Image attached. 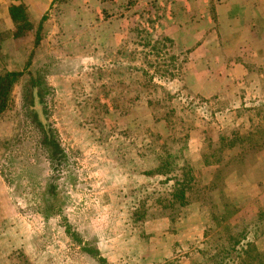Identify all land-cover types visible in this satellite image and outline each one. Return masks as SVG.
<instances>
[{
	"label": "rangeland",
	"instance_id": "obj_1",
	"mask_svg": "<svg viewBox=\"0 0 264 264\" xmlns=\"http://www.w3.org/2000/svg\"><path fill=\"white\" fill-rule=\"evenodd\" d=\"M51 10L0 48V264H264V0Z\"/></svg>",
	"mask_w": 264,
	"mask_h": 264
},
{
	"label": "trees",
	"instance_id": "obj_2",
	"mask_svg": "<svg viewBox=\"0 0 264 264\" xmlns=\"http://www.w3.org/2000/svg\"><path fill=\"white\" fill-rule=\"evenodd\" d=\"M11 1H20V0H11ZM9 14L11 19L13 20V23L15 25L14 31L11 32V35L7 32L1 31L0 29V48L3 47V43L12 39H24L27 38L32 30L33 25L31 22V19L29 17L28 11L26 6L22 4H13L11 3L9 6ZM45 18H43V21ZM139 35H143L144 44L146 47L150 48V54L149 56H153L156 58H161V66L165 69L163 74H160L161 76H164V74L171 75L172 77L175 76V71L179 68L175 67L173 64L176 61L175 55H173L172 48L173 42L172 40L167 36H159L157 38H154L153 35L145 32L144 30L139 32ZM139 45V42H137ZM160 71H157V73ZM23 75V72H14V71H7L5 73H0V115L3 114L9 107V103L11 101V94L13 92V89L19 80V78ZM165 171L164 174H168L171 169L168 164H165ZM182 177L176 182L174 181L175 185L172 186L173 191H177L176 199H180L182 204L186 205V198L188 192L191 191L192 186L191 182L188 177H191L188 173H183ZM166 180H168L167 183L171 182V178L166 177ZM171 190V191H172ZM172 191V192H173ZM170 193L171 198L175 195L173 193Z\"/></svg>",
	"mask_w": 264,
	"mask_h": 264
},
{
	"label": "crops",
	"instance_id": "obj_3",
	"mask_svg": "<svg viewBox=\"0 0 264 264\" xmlns=\"http://www.w3.org/2000/svg\"><path fill=\"white\" fill-rule=\"evenodd\" d=\"M24 4L27 8L29 17L32 22H36L45 18L46 24H44V30L46 34L51 27V21L53 20L56 14L52 13L51 7L54 4V0H20V1H11V0H0V29L4 32L14 31L15 25L9 14L10 4ZM57 18V17H56ZM44 22V23H45ZM8 43V40L6 41Z\"/></svg>",
	"mask_w": 264,
	"mask_h": 264
}]
</instances>
